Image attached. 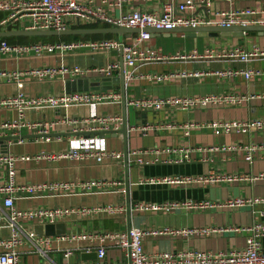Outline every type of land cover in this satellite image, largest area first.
Returning <instances> with one entry per match:
<instances>
[{
	"label": "crops",
	"instance_id": "0c3cea01",
	"mask_svg": "<svg viewBox=\"0 0 264 264\" xmlns=\"http://www.w3.org/2000/svg\"><path fill=\"white\" fill-rule=\"evenodd\" d=\"M1 1V0H0ZM186 0H130L122 6L103 5L100 0H82L88 10L103 7L108 17L116 18L121 14L135 10L161 14L167 3L175 9ZM205 1V0H198ZM206 2V3H205ZM196 4L190 10L196 17L212 22L220 20L225 11L253 10L252 15H242V20L250 22L261 16L264 0H206ZM8 15L0 11V21ZM216 25V24H214ZM111 26L101 19L88 23L69 25L68 29H97ZM22 22L1 25L0 30H22ZM67 29V30H68ZM131 37L122 35L123 43H130ZM73 36H77L73 39ZM38 41H23L15 37L13 42L26 44L31 42L54 43L59 41L118 39L117 34H85L43 36ZM257 45L264 48V32L242 36H222L212 34H186L172 32L156 33L142 43L145 52L157 57L146 61L131 71V77L125 80L124 117L126 133L105 135H85L77 142L82 145L103 146L106 149L119 150L122 158L110 164L108 161L97 163L93 160L75 162L71 160L17 161L16 183L27 185L42 181H84L115 180L121 181L120 187L106 186L93 188L86 192L40 193L33 196L17 195V209L73 208L116 205L122 210L115 216L98 211L89 215L71 214L58 222L65 224L64 235H75L73 240L60 237L53 242L51 258L60 262L63 249L73 248L71 263L84 261L82 253L95 252L96 246L112 245L101 241L98 235L106 231L124 230L130 227L143 229H195L220 228L221 231L209 235L173 236L147 235L142 241L143 251L147 254L173 252L175 254L191 251H230L243 247L244 238L250 230L234 231V227H252L264 223V128L240 127L242 123L256 119L264 120V57L243 62L239 58L229 57L234 48L243 51ZM177 55H184L179 58ZM120 51H91L76 49L61 53L58 50L43 52L40 55L25 53L0 55V71L17 72L29 68L67 66L92 67L104 62L117 61ZM254 72L250 77L244 71ZM119 71L115 72L118 77ZM107 85L97 77L42 79L21 76L19 82L0 78V99L21 92L26 96H60L64 93L99 91L118 92L120 99L101 100L96 103L98 113L123 117L120 84L113 81ZM203 97L215 96L218 99L238 97L236 102H220L183 110L165 107L158 111L139 110L128 102L144 97ZM89 111L87 104H71L67 108L42 106L28 109L27 120L61 121L65 117L81 118ZM15 109H0V121L15 118ZM213 123H216L215 125ZM237 125L229 128V125ZM71 127L62 123L53 125L47 133L55 134L45 138H30L38 134L22 130L24 136L17 141L0 144V152L14 155H34L66 152L77 138H72ZM42 134V133H41ZM93 139L90 140V138ZM75 140V141H74ZM250 148V160H246ZM5 152V151H4ZM124 152H126V157ZM126 158V159H125ZM140 161V162H139ZM262 175V176H260ZM221 176H235L231 181H214ZM5 173L0 169V183ZM188 178H201L199 181H187ZM175 179V181H171ZM177 179H180L178 181ZM169 180V181H168ZM258 199L253 204L240 208L226 206L214 209L195 210L183 203L200 201H220L229 199ZM128 199V205H127ZM180 203L178 208L162 212L137 211L136 203ZM36 224L23 221L25 228ZM8 231L0 229V238ZM56 237V236H55ZM264 248V236L261 239ZM90 248L89 251L86 249ZM39 255L23 254L22 264H39ZM86 261H96L86 260ZM104 263L128 264L126 255L116 248H108Z\"/></svg>",
	"mask_w": 264,
	"mask_h": 264
},
{
	"label": "built area",
	"instance_id": "2783aa9c",
	"mask_svg": "<svg viewBox=\"0 0 264 264\" xmlns=\"http://www.w3.org/2000/svg\"><path fill=\"white\" fill-rule=\"evenodd\" d=\"M125 1L130 0H100L101 4L122 6ZM206 1V0H205ZM205 1L186 0L173 9L169 3L165 5L161 14H152L141 10H135L130 13L121 14L119 17L111 18L105 15L101 7L93 10L86 9L82 0H1L0 11L7 12L8 15L0 21L1 25H9L13 22H22V30H54L63 31L69 28V25L76 23H88L90 20L101 19L114 27L137 28L140 31L134 36L130 43L126 44L118 39H101L95 41L73 40L59 41L54 43L32 42L26 44H12L4 39L0 40V55L14 53L23 55L25 53H35L37 55L43 52H52L55 50L61 53L73 51L76 49H89L91 51H120L124 66L125 80L131 77V71L141 63L157 59V57L145 52L142 49V43L149 40L151 33L142 31L145 29H173L177 27H198L202 25L235 26L247 25L250 22L242 20V15H252L253 10L244 11H225L221 13L219 21L212 22L208 19L196 17L190 10L196 4ZM206 3V2H205ZM253 24L264 25V8L261 10V16L253 21ZM229 57L239 58L243 62H249L253 59L264 57V48L257 45L249 50L243 51L234 48L229 52ZM184 58V55H177ZM119 71L117 61L104 62L92 67L67 66L60 64L56 67H37L21 70L17 72L0 71V78L15 80L19 82V77L27 76L42 79H55L70 77H97L100 81H111L116 77L115 72ZM246 77H250L254 72L246 70L243 72ZM120 99L118 92L110 91L103 93L99 91L71 92L60 96H26L21 92L0 99V109H15L17 116L15 118L0 121V137L16 136L22 130L28 132H37L38 134H49V129L58 123L71 127L72 138H77L75 144L66 152L34 154V155H14L8 151L0 152V169L5 173V178L0 183V229L8 231V235L0 238V264H22L21 256L23 254L35 253L39 255L42 261L39 264H57L51 258V245L58 243L60 237L65 240L75 239V235H57L45 236L38 235L31 227L25 228L23 221H34L36 224H55L63 217L71 214L89 215L98 211H103L107 215L115 216L121 212L122 207L116 205L81 207L73 208H38V209H17L14 201L17 195L33 196L40 193H68V192H86L93 188L99 189L106 186L120 187L121 181L115 180H84V181H42L34 184L18 185L16 183V163L31 159L38 160L45 158L50 161L71 160L75 162H85L93 160L97 163L108 161L114 164L119 161L123 153L119 150L106 149L103 146L93 147L92 145H82L77 143L83 134L96 131H115L121 127V118L118 115H106L98 113L96 103L101 100ZM238 97H228L218 99L215 96L203 97H144L128 102L129 105L139 110L158 111L161 108L173 107L188 110L208 104H217L220 102L240 101ZM71 104H87L88 113L81 118L65 117L61 121L51 120H27L25 119L28 109L40 108L42 106L57 107L59 105L66 108ZM214 125L216 123H213ZM237 125H229V128H235ZM240 127L264 128V120H253L242 123ZM96 135V134H94ZM93 139V136H91ZM80 138V139H79ZM48 140V137H45ZM247 150L245 159L250 160V148ZM140 162V161H139ZM262 176V175H260ZM201 178H188L187 181H199ZM235 176H221L214 181H231ZM180 181V179H177ZM169 181V180H168ZM175 181V179L171 180ZM258 199H229L225 202L220 201H200L183 203L189 208L195 210L214 209L215 207L240 208L247 204H253ZM180 203H136L134 209L137 211H162L166 212L179 207ZM234 231L250 230L251 234L244 238V245L238 249L230 251H191L175 254L173 252H161L147 254L143 251L142 241L147 235L161 236H187V235H209L221 231L220 228H195V229H143L130 227L128 229L106 231L100 233L97 237L101 241H109L112 245H100L94 248L96 252V261H80L71 263L70 256L75 249H63L60 262L58 264H107L103 259L106 256L108 248H116L123 252L128 264H264V248L261 239L264 236V223L253 225L252 227H234ZM90 248L86 250L89 251ZM124 264V263H117Z\"/></svg>",
	"mask_w": 264,
	"mask_h": 264
},
{
	"label": "water",
	"instance_id": "95a60500",
	"mask_svg": "<svg viewBox=\"0 0 264 264\" xmlns=\"http://www.w3.org/2000/svg\"><path fill=\"white\" fill-rule=\"evenodd\" d=\"M140 30L137 28H127V27H114L109 26L107 28H97V29H68L63 31H54V30H0V38L6 37H17V36H28V37H43V36H57V35H85V34H117L118 40L121 41L122 35H126L127 37H131V34L138 33ZM142 31H149L151 36L156 33H172V32H183L186 34H205L212 33L217 34L220 33L222 36H242L245 32H249L250 35L254 36L256 34L261 35L264 32V25L258 24H247V25H235L230 27L219 26V25H202L198 27H177L173 29H145ZM113 81H118L120 84V93H121V105L123 109V117L121 127L115 131H96L93 133H85V135H105L110 136L111 134L121 133L125 135L126 133V122L124 117V107H125V76H124V66L123 60L120 58L119 60V74L118 77H115ZM107 85L110 84V81H104ZM69 93V92H67ZM55 134H35L28 135L30 138H45L52 137ZM21 137L24 136H1L0 144H4L6 146L7 141H17ZM6 151V147L3 152ZM126 157V152H124ZM126 159V158H125ZM127 199V205H128ZM34 233L38 235L45 236H57L65 234V224L63 222H57L55 224H35L33 226ZM83 260H95L97 258L96 252H86L82 253Z\"/></svg>",
	"mask_w": 264,
	"mask_h": 264
},
{
	"label": "trees",
	"instance_id": "16d2710c",
	"mask_svg": "<svg viewBox=\"0 0 264 264\" xmlns=\"http://www.w3.org/2000/svg\"><path fill=\"white\" fill-rule=\"evenodd\" d=\"M34 41H38V40H40V39H43V38H45V37H31ZM73 39H76L77 38V36H73L72 37ZM1 39H4V40H6L7 42H9V43H16V42H13L14 41V39H15V37H6V38H0V40ZM18 39H21V40H23L22 38H18ZM33 41V42H34ZM73 41V40H72Z\"/></svg>",
	"mask_w": 264,
	"mask_h": 264
},
{
	"label": "rangeland",
	"instance_id": "374dc122",
	"mask_svg": "<svg viewBox=\"0 0 264 264\" xmlns=\"http://www.w3.org/2000/svg\"><path fill=\"white\" fill-rule=\"evenodd\" d=\"M23 39V41H28L29 39H32L31 37L28 36H17ZM32 43V42H31ZM12 44H17V43H12Z\"/></svg>",
	"mask_w": 264,
	"mask_h": 264
}]
</instances>
